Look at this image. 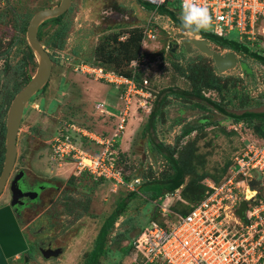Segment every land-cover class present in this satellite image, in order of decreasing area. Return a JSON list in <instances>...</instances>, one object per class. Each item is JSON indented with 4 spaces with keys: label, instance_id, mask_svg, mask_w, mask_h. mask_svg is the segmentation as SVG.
I'll use <instances>...</instances> for the list:
<instances>
[{
    "label": "rangeland",
    "instance_id": "1",
    "mask_svg": "<svg viewBox=\"0 0 264 264\" xmlns=\"http://www.w3.org/2000/svg\"><path fill=\"white\" fill-rule=\"evenodd\" d=\"M60 1L0 0V172L5 158L8 109L38 66L37 58L30 61L26 55L28 25L37 11L55 6ZM152 11L143 8L137 0H72L60 24L50 22L42 29L45 43L55 32L65 28L59 39L61 45L47 48L54 60L53 71L45 91H39L32 98L39 106L31 104L24 113L14 170L27 166V170L39 179L49 181L52 178L57 183L58 187L48 188L40 205L26 217L25 224L34 221L32 226L35 228L29 227L28 230H34L32 237L37 238L40 247L51 246L53 250L61 249L62 253L50 258L39 255L33 264H82L93 248L102 223L117 203L142 182L172 173L170 164L150 143L152 134L170 147L185 167L186 183L178 195L188 203L193 202L198 191H204L205 178L221 177L226 172L235 158L244 152L249 138L261 139L262 121L259 119L236 126L233 120L214 109L200 110L173 98L169 99L167 113L156 130L143 137L148 107L139 108L135 98L121 142V150L126 155L122 167L126 175H130V181H135L133 187L111 180H96L87 172L76 175L73 162L63 166L51 162L49 141L60 127L73 121L95 132L110 130L112 120L107 116L102 119L95 104L103 101L116 113L121 103L119 87L75 71L73 59L95 61L96 47L102 37L118 32L122 36L126 30L142 28ZM177 12L180 14L181 8ZM156 13V37L146 40L141 47L149 57V63L140 77L147 73L152 102L162 88L174 85L192 90L201 84L202 73L207 78L214 71L221 80L222 90L206 91L207 96L222 102L231 112L264 111V64L236 52L237 66L219 71L211 56L195 46L189 50L183 42L188 38L204 37L189 35L168 16ZM251 43L264 53L263 36ZM210 47L223 55L233 51L213 41ZM203 114L211 118L213 125L183 136V126L195 123L200 127L202 124L198 123H202ZM176 119L182 123H177ZM88 149L91 150L92 146ZM186 184L185 191H182ZM9 193L6 188L0 200H9ZM177 198L171 201L172 204ZM154 205L149 195H139L130 201L108 236L109 255L101 257L100 264H118L130 259L132 252L120 260L121 249L129 242L126 235L133 222H136V229L149 224ZM136 229L129 234L133 236ZM23 234L25 236L26 232ZM20 264H26V259Z\"/></svg>",
    "mask_w": 264,
    "mask_h": 264
},
{
    "label": "built area",
    "instance_id": "2",
    "mask_svg": "<svg viewBox=\"0 0 264 264\" xmlns=\"http://www.w3.org/2000/svg\"><path fill=\"white\" fill-rule=\"evenodd\" d=\"M143 1L157 9L167 0ZM199 3L209 8L213 20V30L206 32L239 42L264 38V0ZM156 12L142 27V43L156 37ZM148 63L149 57L140 50L130 63L132 74L126 76L93 61L73 59L75 71L119 87L121 103L116 113L103 101L95 105L102 119L107 116L112 120L110 130L95 132L73 121L60 127L49 141L52 163L63 166L73 162L76 175L87 172L95 178L133 187L135 181L126 183L118 158L132 99H138L139 108L148 107V113L153 106L147 73L140 77ZM244 124L241 121L235 125ZM255 180L259 183L252 184ZM206 185L204 198L192 204L187 213L172 210L171 201L176 196L189 204L178 195L179 190L167 193L160 205L161 221H150L140 231L133 241L132 256L119 264H264V139L249 138L227 176L220 183L207 179ZM243 201L244 218L239 214Z\"/></svg>",
    "mask_w": 264,
    "mask_h": 264
},
{
    "label": "trees",
    "instance_id": "3",
    "mask_svg": "<svg viewBox=\"0 0 264 264\" xmlns=\"http://www.w3.org/2000/svg\"><path fill=\"white\" fill-rule=\"evenodd\" d=\"M137 2L146 10H157L159 14L168 16L178 27L185 30L179 18L180 14L177 12V10L180 11L181 8L179 0H167L162 6H159L157 9L153 5L143 0H137ZM64 16L65 14L56 18L48 19L40 25L39 39L42 43L44 40L42 32L43 27L50 22L60 24ZM64 29L61 28L60 30H58L54 33V36L52 38L48 39L45 43H43L46 49H53L61 45L59 39L62 37ZM195 34L201 35L202 37L213 41L218 46H221L225 49H230L235 52L248 55L253 59L259 61L260 63L264 64V53L259 51L257 47L251 42H239L232 39H225L222 37L214 36L213 34L206 31H201ZM142 41L143 33L141 27H134L130 30H126L122 36L119 32L106 35L102 37L99 40V43L97 44L96 60L93 62L102 65L107 69L114 70L117 73L130 76L132 74L130 63L139 55V52L142 47ZM26 55L30 61H35V54L31 50L29 45H27ZM31 78L32 77L29 76L26 82H29ZM199 81L201 84H197L196 87L192 90L174 85L162 88L159 93L155 95L156 97L153 102V106L149 112L147 122L143 128L142 136L144 137L147 135V133H152V131L156 130L158 123L161 122L163 116H165L167 113L169 99L173 98L182 102L190 103L191 107L199 108L200 110L209 111L211 109H214L220 112L221 114L225 115L227 119L233 120L234 123L244 121L245 124L248 125L250 124L249 121L251 122L253 119H259L262 121L259 133L261 139H264V111L251 112L247 110L242 113L231 112L222 102L213 99L211 96H207L205 94L206 91L216 90L218 92H221L222 90V85L220 82L221 80L214 71L210 72L207 78H205L204 73H202L200 75ZM46 85L41 90V92L45 91L47 87ZM33 102L34 99L31 100V103ZM176 121L177 123H182V121H180L179 119H176ZM200 122H202L198 123L202 124L200 127H198L195 123H187L186 125H184L182 128V135L188 136L194 131H196L198 128H203L207 125L210 126L214 123L209 116L204 114L202 115ZM149 141L153 145V147L160 154H162L166 161L170 164L172 173L167 174L161 178H153L142 182L141 184H139V186H137L136 190L130 191L125 198H123L117 203L114 210L108 217L105 218L104 222L102 223L95 237L93 248L90 250L85 261L82 264H100L101 257L109 255L110 247L107 244L108 236L114 228L118 219H120V217L128 209L129 203L132 199L138 197L139 195H149L152 202L156 205V207L152 210L150 221H161L162 216L160 205L163 198L167 193L175 192L185 185V178L187 172L185 167L175 156V152L170 147L166 146L164 142L158 141L157 137H154L153 134L150 137ZM84 146L87 148L89 147L87 143H84ZM125 156V151L120 152L118 158V166L122 167V162ZM232 165L233 164L229 165V168L221 177L211 176L212 178H205V181L203 182L204 191H198L197 194H195L192 198L193 202L185 204L181 200H177V202L172 205V210L187 213L191 209L192 204H196L204 198L208 189L206 185V180L211 179L216 183H220L227 176L228 171ZM121 169L124 173L126 183L130 182V175H126L123 167ZM96 180L105 179L96 178ZM187 185L188 184H186L182 191H185ZM135 223L133 222L131 224L132 228L129 229V233H131L133 229H136L137 226L135 225ZM144 227L145 226H142L136 229L135 234L133 236H131V234L129 233L128 235H126V238L129 239V242L125 247L121 249L122 253L120 254V260L123 259L125 255H127L133 250V241Z\"/></svg>",
    "mask_w": 264,
    "mask_h": 264
},
{
    "label": "water",
    "instance_id": "4",
    "mask_svg": "<svg viewBox=\"0 0 264 264\" xmlns=\"http://www.w3.org/2000/svg\"><path fill=\"white\" fill-rule=\"evenodd\" d=\"M71 5L72 0H61L60 3L55 6L41 9L34 14L28 25L26 38L31 50L37 58L38 66L31 80L16 94L8 109L5 135V158L0 173V196L7 187L11 173L16 164L18 155V136L24 113L30 106L32 98L48 83L53 71L54 61L48 49L45 48L44 44L39 39V27L44 21L65 14L70 9ZM183 42L185 47L189 50L192 46H195L205 54L211 56L219 71L233 68L238 64L236 52L231 51L226 55L216 52L210 47L211 41L207 38H188ZM20 180V174L12 180L10 185L12 201L7 206L0 208V264H7V258L21 253L28 248V244L12 212V206L16 204L18 199L29 194L26 192L23 193L19 185ZM258 183V180L252 182V184ZM245 208L246 202L243 201L239 209V214L243 218ZM60 252L61 249H57L53 250L52 254L58 255ZM47 254L48 253H46V255Z\"/></svg>",
    "mask_w": 264,
    "mask_h": 264
},
{
    "label": "flooded vegetation",
    "instance_id": "5",
    "mask_svg": "<svg viewBox=\"0 0 264 264\" xmlns=\"http://www.w3.org/2000/svg\"><path fill=\"white\" fill-rule=\"evenodd\" d=\"M16 162H17V160H16ZM27 169H29L27 166L18 168L16 170L13 169V171L11 173V177H10L8 184H7V187H6V188H8V190L10 192L9 193L10 198H9V200H6V201L0 200V208L7 206L8 204L11 203L12 192L10 190V185H11L12 180L18 174H20L21 180L19 181V185L22 188L23 193L26 192L29 194L24 195L18 199L16 204L14 206H12V212L14 214V218L16 220V223H17L23 237L25 238V240L28 244V248L21 253H18L12 257H9L8 258L9 264H11L10 261L14 262V264H20L23 262L24 259H26V264H30V263L33 264L35 258L39 257V255H41L43 258H50V256H56V255L52 254L53 248H51V246H41L40 247L38 245L37 238H34L35 236L32 237V234L33 233L35 234L34 230H33V232L31 230H28L29 227H33V229H34L35 226H32L33 225L32 223H28V224H25V223H26V220H28L26 217L29 216V214L32 211L36 210V207H38L40 205V199L43 198V196H44L45 192L48 190V188L52 187V189H53V188L58 187L57 183L52 178L49 179V181L41 180L38 178L39 176L32 174ZM29 222H34V221L31 220ZM24 231L26 232L25 236L23 234ZM46 253H48V254L46 255ZM61 253H62V250H61L60 254Z\"/></svg>",
    "mask_w": 264,
    "mask_h": 264
},
{
    "label": "clouds",
    "instance_id": "6",
    "mask_svg": "<svg viewBox=\"0 0 264 264\" xmlns=\"http://www.w3.org/2000/svg\"><path fill=\"white\" fill-rule=\"evenodd\" d=\"M179 18L189 35L213 30V20L209 8L200 4L199 0H182Z\"/></svg>",
    "mask_w": 264,
    "mask_h": 264
},
{
    "label": "crops",
    "instance_id": "7",
    "mask_svg": "<svg viewBox=\"0 0 264 264\" xmlns=\"http://www.w3.org/2000/svg\"><path fill=\"white\" fill-rule=\"evenodd\" d=\"M153 12V11H152ZM161 15V14H160ZM104 82V81H103ZM109 84V83H108ZM96 105V104H95ZM121 145H122V143H121ZM33 221V220H32ZM28 223H32L33 224V222H28ZM27 223V224H28ZM7 264H9V262H8V258H7Z\"/></svg>",
    "mask_w": 264,
    "mask_h": 264
},
{
    "label": "bare ground",
    "instance_id": "8",
    "mask_svg": "<svg viewBox=\"0 0 264 264\" xmlns=\"http://www.w3.org/2000/svg\"><path fill=\"white\" fill-rule=\"evenodd\" d=\"M252 194H254V192H252Z\"/></svg>",
    "mask_w": 264,
    "mask_h": 264
}]
</instances>
